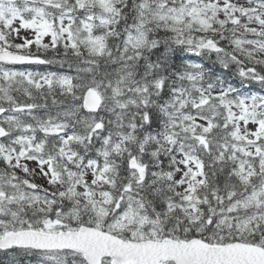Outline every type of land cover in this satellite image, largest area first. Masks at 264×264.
<instances>
[{
    "label": "snow or ice",
    "instance_id": "1",
    "mask_svg": "<svg viewBox=\"0 0 264 264\" xmlns=\"http://www.w3.org/2000/svg\"><path fill=\"white\" fill-rule=\"evenodd\" d=\"M0 264H264V0H0Z\"/></svg>",
    "mask_w": 264,
    "mask_h": 264
}]
</instances>
